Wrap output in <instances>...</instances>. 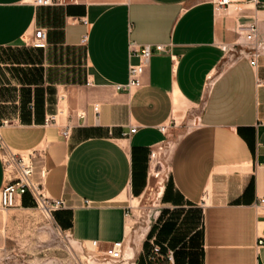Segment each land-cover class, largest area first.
Instances as JSON below:
<instances>
[{
  "label": "crops",
  "instance_id": "1",
  "mask_svg": "<svg viewBox=\"0 0 264 264\" xmlns=\"http://www.w3.org/2000/svg\"><path fill=\"white\" fill-rule=\"evenodd\" d=\"M231 1L240 13L214 11L210 0H84L66 8L0 0V49L26 47V75L40 67L43 86L55 91L52 108L32 124L0 108L7 122L0 126V153L35 155L33 181L49 200L64 203L53 221L71 243L95 242L94 258L106 261L97 264H134L142 252V242L128 246L126 195L145 173L149 152L167 140L171 187L199 217L198 260L172 256L173 264H264V246L257 247L264 206H252L264 200V86H257L264 56L256 71L237 59L244 44L239 26L254 23L256 41L264 43V8ZM37 29L44 49L30 45ZM131 42L162 45L167 53L151 56L140 88L115 92L136 62ZM48 117L55 122L44 124ZM131 128L135 133L123 137ZM23 200L31 202L26 196L15 209L31 210ZM9 211L0 209V252ZM115 242L123 243L118 262L102 254Z\"/></svg>",
  "mask_w": 264,
  "mask_h": 264
},
{
  "label": "rangeland",
  "instance_id": "2",
  "mask_svg": "<svg viewBox=\"0 0 264 264\" xmlns=\"http://www.w3.org/2000/svg\"><path fill=\"white\" fill-rule=\"evenodd\" d=\"M26 47L0 49V108L27 116L26 123H34L52 107L55 91L43 86V74L35 68L33 76L26 75ZM20 64L22 66H20ZM172 141L153 149L156 153V178L149 175L148 156L145 173H139L136 185L126 195L125 205L130 212L128 246L142 242V252L134 264H168L166 256L174 260L182 256L193 261L199 256V217L196 210L183 204L169 181V156ZM149 155V154H148ZM152 173V172H151ZM154 173V174H155ZM31 210L11 209L6 228V253L10 263L16 264H96L101 260L92 247L83 248L71 243L52 217H48L27 202ZM157 247L158 259L150 261V250ZM108 247H105V249ZM5 257V256H4ZM91 257V258H89Z\"/></svg>",
  "mask_w": 264,
  "mask_h": 264
},
{
  "label": "built area",
  "instance_id": "3",
  "mask_svg": "<svg viewBox=\"0 0 264 264\" xmlns=\"http://www.w3.org/2000/svg\"><path fill=\"white\" fill-rule=\"evenodd\" d=\"M84 0H34L33 5L38 7H74L83 4ZM256 6L264 8V4L260 5L253 0ZM210 3L214 11H226L229 7H232L233 12L240 13L241 8L238 4L232 3L231 0H210ZM79 23L84 26H87V21L85 19H79ZM238 29L244 30V44L243 49L238 52L237 59H246L249 63V66L253 71H256L258 60L260 57L264 56V43H258L256 41L257 29L254 23L248 24L244 28L239 26ZM85 41V36L82 37L81 42ZM32 48L35 49H44L45 48V34L42 30H34L32 41L30 43ZM129 48V58L134 59L135 63H129L127 67V82L124 85H115L113 87L115 92H130L131 90L138 89L142 84V76L146 67L148 66L149 60L154 54H165L167 50L162 45H136L131 42L128 45ZM257 86H264V79L257 80ZM97 105L92 107V111L97 113ZM54 117H48L45 119L44 124L54 123ZM7 125L6 121L0 120V126ZM159 132L164 133L166 127H160ZM136 131L135 128H131L128 133L122 134L123 137L134 134ZM70 132V127L65 126L61 130V136L68 137ZM34 158L33 153L26 154H16L10 151H5L1 149L0 160L2 164L3 171V185L0 190V209L2 211L11 210L17 208L18 201L24 197H28L30 201L34 204V207L47 215L52 217L53 213L61 210L64 207L62 200H49L43 192L42 186L39 183L33 181L34 175ZM148 172L147 176L151 175L154 178L157 177L155 173V168L157 165L156 162V153L152 150L148 155ZM152 172V173H151ZM155 173V174H154ZM43 173H40L42 177ZM253 208L259 209L264 206L263 199H257L253 203ZM91 246L95 248L96 243L92 242ZM264 246V239H259L257 241V247ZM122 242H115L111 244L108 248L104 249L102 254L105 258L112 262H118L122 259ZM160 256L159 249L153 247L150 250L148 259L154 261ZM8 258L2 257L0 255V264L1 261H4L6 264H16L13 262L7 261ZM168 263L173 264L172 254L169 253L165 259Z\"/></svg>",
  "mask_w": 264,
  "mask_h": 264
},
{
  "label": "trees",
  "instance_id": "4",
  "mask_svg": "<svg viewBox=\"0 0 264 264\" xmlns=\"http://www.w3.org/2000/svg\"><path fill=\"white\" fill-rule=\"evenodd\" d=\"M22 207H28L27 202H25L24 200L22 201Z\"/></svg>",
  "mask_w": 264,
  "mask_h": 264
},
{
  "label": "bare ground",
  "instance_id": "5",
  "mask_svg": "<svg viewBox=\"0 0 264 264\" xmlns=\"http://www.w3.org/2000/svg\"><path fill=\"white\" fill-rule=\"evenodd\" d=\"M90 247H91V244H90ZM127 248H128V247H127ZM130 250H131V249L129 248V250H128L129 252H127L126 255H128V256L131 255V254H130ZM127 258H128V257H127Z\"/></svg>",
  "mask_w": 264,
  "mask_h": 264
}]
</instances>
